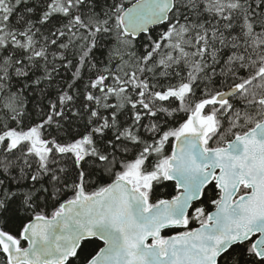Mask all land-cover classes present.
Returning a JSON list of instances; mask_svg holds the SVG:
<instances>
[{
    "label": "snow or ice",
    "instance_id": "snow-or-ice-1",
    "mask_svg": "<svg viewBox=\"0 0 264 264\" xmlns=\"http://www.w3.org/2000/svg\"><path fill=\"white\" fill-rule=\"evenodd\" d=\"M0 264H264V0H0Z\"/></svg>",
    "mask_w": 264,
    "mask_h": 264
}]
</instances>
